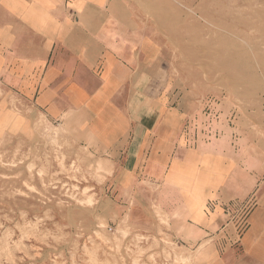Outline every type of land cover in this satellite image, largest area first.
<instances>
[{
	"label": "crops",
	"instance_id": "0c3cea01",
	"mask_svg": "<svg viewBox=\"0 0 264 264\" xmlns=\"http://www.w3.org/2000/svg\"><path fill=\"white\" fill-rule=\"evenodd\" d=\"M156 18L155 0H0L1 112L11 99L18 122L63 126L108 163L133 213L149 216L139 195L155 194L184 238L218 235L231 216L238 249L202 245L210 264H264V165L245 166L224 113L172 104Z\"/></svg>",
	"mask_w": 264,
	"mask_h": 264
},
{
	"label": "rangeland",
	"instance_id": "374dc122",
	"mask_svg": "<svg viewBox=\"0 0 264 264\" xmlns=\"http://www.w3.org/2000/svg\"><path fill=\"white\" fill-rule=\"evenodd\" d=\"M155 7L150 20L171 69L172 104L224 113L245 166L264 165V0H155ZM6 95L0 91V103ZM7 101L17 125L0 127V264H210L202 245L218 256L227 245L238 249L231 216L218 235L195 240L181 235L155 194L139 195L152 199L149 216L133 213L128 197L112 192L108 163L56 122H18L24 106Z\"/></svg>",
	"mask_w": 264,
	"mask_h": 264
},
{
	"label": "bare ground",
	"instance_id": "6f19581e",
	"mask_svg": "<svg viewBox=\"0 0 264 264\" xmlns=\"http://www.w3.org/2000/svg\"><path fill=\"white\" fill-rule=\"evenodd\" d=\"M239 6V5H238ZM257 7V6H256ZM260 9V8H259ZM247 14L245 13V16H246ZM252 29V28H251ZM249 37V36H248ZM260 37V36H259ZM251 39V38H250ZM239 41H241V40H239ZM183 45V44H182ZM185 45V44H184ZM184 48V47H183ZM247 48V47H246ZM190 49V48H189ZM191 50H192V48H191ZM235 51V50H234ZM219 55H221V54H219ZM206 56V55H205ZM210 56V55H209ZM242 56H244V54L242 55ZM203 58H205V57H203ZM255 62V61H254ZM256 64V63H255ZM255 64H254V66H255ZM227 65V64H226ZM228 66V65H227ZM207 67H209V66H207ZM229 67V66H228ZM248 67V66H247ZM257 67V66H256ZM220 68V67H219ZM232 68V67H231ZM218 69V68H217ZM212 70V69H211ZM257 74V73H256ZM259 74V73H258ZM254 75V74H253ZM252 75V76H253ZM260 75V74H259ZM245 78H247V77H245ZM252 78V77H251ZM260 78H262V76L260 77ZM264 78V77H263ZM248 81V80H247ZM249 82V81H248ZM242 83V82H241ZM236 84V83H235ZM245 84H246V82H245ZM251 84H252V81H251ZM254 84V83H253ZM252 84V85H253ZM239 85H240V83H239ZM242 85H244V84H242ZM232 86H234V85H232ZM248 87H249V85H247ZM246 85H245V87H247ZM255 86V85H254ZM244 87V86H243ZM244 87V88H245ZM257 87V86H256ZM264 87V86H263ZM246 89V88H245ZM245 94V93H244ZM3 125H8V126H10V127H12V128H16L15 126L17 125V122L16 121H14V116L13 115H10V114H8V113H0V127L1 126H3ZM36 141V140H35ZM40 142V141H39ZM36 143V142H35ZM43 146V145H42ZM27 151H28V149H27ZM1 152H3V151H1ZM0 152V153H1ZM39 152V151H38ZM40 153V152H39ZM250 156V155H249ZM251 157V156H250ZM9 158V157H8ZM23 158V157H22ZM11 159V158H10ZM9 159V160H10ZM3 161V160H2ZM4 162H5V160H4ZM257 163V162H256ZM18 165V164H17ZM26 165V164H25ZM260 165V164H259ZM1 166V165H0ZM8 166H10V165H8ZM254 167V166H253ZM3 168V167H2ZM6 169V168H5ZM13 169V168H12ZM17 169V168H16ZM26 170V169H25ZM6 172H7V170H5ZM14 171V170H13ZM24 171V170H23ZM8 173V172H7ZM15 173V172H14ZM25 173V172H24ZM23 174V173H22ZM29 174V173H28ZM15 177V176H14ZM20 177V176H19ZM24 177V176H23ZM36 177V176H35ZM28 178V177H27ZM38 178V177H37ZM46 178V177H45ZM8 179V178H7ZM15 179V178H14ZM11 180V179H10ZM48 181V180H47ZM4 183H5V181H4ZM32 183V182H31ZM38 183H39V181H38ZM45 183V182H44ZM14 185V184H13ZM19 185V184H18ZM46 185V184H45ZM20 186V185H19ZM6 187V186H5ZM24 189V188H23ZM27 189V188H26ZM25 189V190H26ZM3 190V189H2ZM4 191V190H3ZM6 191H8V190H6ZM12 195V194H11ZM39 195V194H38ZM1 197V196H0ZM6 198V197H5ZM4 198V199H5ZM7 199V198H6ZM24 199V198H23ZM47 199V198H46ZM8 200V199H7ZM18 200V199H17ZM32 203H33V201H31ZM30 203V202H29ZM37 203V202H36ZM36 205H38V204H36ZM16 210V209H15ZM17 212V211H16ZM17 214V213H16Z\"/></svg>",
	"mask_w": 264,
	"mask_h": 264
},
{
	"label": "built area",
	"instance_id": "2783aa9c",
	"mask_svg": "<svg viewBox=\"0 0 264 264\" xmlns=\"http://www.w3.org/2000/svg\"><path fill=\"white\" fill-rule=\"evenodd\" d=\"M249 208H250V207L244 208V211H245V212H248L247 210H248ZM245 212H244V215H243V217H242V219H241V224H240V225H242V226H243L244 223H245V214H246Z\"/></svg>",
	"mask_w": 264,
	"mask_h": 264
}]
</instances>
